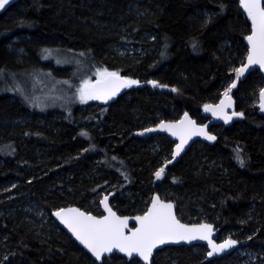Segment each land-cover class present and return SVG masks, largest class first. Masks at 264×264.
<instances>
[{"label":"trees","instance_id":"16d2710c","mask_svg":"<svg viewBox=\"0 0 264 264\" xmlns=\"http://www.w3.org/2000/svg\"><path fill=\"white\" fill-rule=\"evenodd\" d=\"M250 32L236 0H9L0 9V210L12 208L14 199L7 195L21 191L46 199L42 203L51 215L71 203L84 209L86 196L111 190L116 182L113 208L120 215L144 213L158 156L150 149L140 153L154 136L147 130L177 120L175 113L207 123L202 111L223 96L232 75L228 67L244 64ZM125 45L134 48V55L119 56L115 49ZM52 50L76 58L77 64L59 69L52 60L42 62ZM93 68L142 83L155 81L172 91L128 88L106 103H71L43 112L11 91V77H26L33 69L68 77ZM263 86L258 71L238 78L230 94L243 119L216 132L214 145L198 142L179 163H169L162 184L171 189L154 191L177 203L183 222L212 223L219 236L242 229L235 232L239 247L242 233H252L249 242L255 250L264 249V116L245 104ZM165 140L170 149L173 143ZM204 156L207 164L220 162L201 168ZM11 182L17 185L4 193ZM121 188L133 190V201L118 198ZM58 189H72L77 196L61 198ZM217 196L218 204L212 199ZM193 199L205 211L212 201L216 214L203 217L193 202L187 204ZM58 228L57 233H40L17 209L0 216V264H98ZM206 249L167 247L155 254L153 264H239L230 255L207 261ZM102 264L142 263L112 255Z\"/></svg>","mask_w":264,"mask_h":264},{"label":"snow or ice","instance_id":"6c2138e0","mask_svg":"<svg viewBox=\"0 0 264 264\" xmlns=\"http://www.w3.org/2000/svg\"><path fill=\"white\" fill-rule=\"evenodd\" d=\"M8 3L9 0H0V9H3ZM242 3L252 22V34L247 36L251 51L247 56V65L235 69L237 79L243 76L248 67L252 65H259L261 69H264V4H262V0H242ZM98 75L100 79L95 84L86 81L84 87L80 90L82 101L86 102L88 99L107 100L115 96L121 88L139 84V81L123 79L119 73L108 72L107 70L99 72ZM151 83L153 87L159 86L155 81ZM235 87L236 83H233L224 93L227 103L222 100L215 107L205 105L204 110L211 112L213 116L224 119L225 122L230 121L231 116L226 114L225 109L231 107L229 93ZM260 95L264 99V90L261 91ZM260 107L264 110V103H261ZM232 115L235 116L237 113L233 112ZM239 115L242 116L243 114ZM155 130L148 129V131ZM159 130L170 131L172 135L179 137L180 144L177 146L176 155L180 154L192 135H201L212 141L216 139L215 136L209 135L205 128L197 127L195 121L190 120L187 114L178 124L162 123ZM240 163L243 165L242 159ZM163 173L164 168L156 172L157 179H160ZM103 204L108 212V216L103 219H97L95 216L86 214L77 208L62 209L54 213L97 260H100L103 254L111 253L116 249L129 257L135 253L142 257L144 261H149L154 248L165 243H179L180 241L206 240L212 249L208 253L209 256L222 252L236 244V241L231 239L222 244L214 243L211 239L213 229L209 224L194 227L181 224L172 211L173 205L162 202L158 196L154 198L151 208L145 215L136 217L140 227L136 228L135 231L129 230L131 235L125 234V229L128 227L127 218L122 219L111 210L108 206L107 196L104 197Z\"/></svg>","mask_w":264,"mask_h":264},{"label":"rangeland","instance_id":"374dc122","mask_svg":"<svg viewBox=\"0 0 264 264\" xmlns=\"http://www.w3.org/2000/svg\"><path fill=\"white\" fill-rule=\"evenodd\" d=\"M115 50L121 57H125L128 54L134 55L133 53L134 48L130 45L120 46V47H117ZM61 54L62 52H60L59 50L47 51L43 54L41 59H42V62H45V63L47 61L52 60V63L55 64L57 67H59V69L63 67H69L71 63L73 65L77 64L76 58L74 57L71 58L66 55L62 56ZM239 68L240 66H238V64H232L228 67V71L232 75H230L227 82L224 84L222 95H224V93L228 90V88L233 83H236V87H238V79L236 76L235 69H239ZM102 71H105V70L100 71V70H97L96 68H93L92 70H87V71L84 69L80 72L76 70L73 74L69 75L68 77H65V75L63 76L62 74L54 73L52 70L33 69V70H30L31 73L27 75L26 77L25 76L20 77V75L16 77L15 76L11 77V80L13 83V87L11 91L13 92V94L24 99L27 105L32 107L34 110H37L40 112L51 110V109H61L62 110V109L68 108L71 103L84 106L86 104L94 102V99H88L86 102L82 101L80 97V90L84 87L86 81H90L91 83L94 84L98 79H100V76L98 75V73ZM108 72H114V71L108 70ZM29 76L31 77L30 82H28ZM90 76H94V79L91 78ZM135 81H138V80H135ZM151 82L153 81H149L146 83L145 82L142 83L139 81V84L132 85L129 88L148 86L150 88L159 89L165 92L172 91L165 86L159 85L157 82L156 84L159 86L153 87V84ZM29 83H30V87H29ZM230 93H232V91ZM245 105H247L248 107L257 108L258 96L254 95L253 97H251L250 104L247 103L246 101ZM174 116H177L178 117L177 120H179L182 117V114L177 115V113H175ZM223 129H224V126H219L218 128H214L213 131L219 134ZM165 139H167V137L161 136V135H154L150 140L151 144L148 146V148L144 147L143 149L142 147H140V149H142L140 153H144L147 149H150L149 151L152 154L154 153L158 154L156 163L155 165H153V168L154 167L157 168V172L161 168L166 169L167 166L169 165V161H171L173 158L174 143L172 142L173 145L169 149L168 146L166 145L168 141ZM206 161H207L206 156L201 158L200 160L201 162L200 164L202 166L201 168L208 167L210 169L211 167L210 165H212L213 163H219L220 159L218 160L213 159L211 164L205 163ZM134 162H137V161H134ZM58 176L59 175L56 174V178ZM164 179H165V176L161 177L160 179H157V177H155L153 183L149 187H152L154 191L159 188L161 192L165 193L167 190L171 189V187L169 185L168 187L165 188V185L162 184ZM11 183L13 184H9L5 186V190H3L5 191L4 193H6L8 190L10 191L12 188H14L17 185L16 182H11ZM116 186H117V183L115 182L112 185L111 190H105L101 193H98L97 195L86 196L84 194H81L82 196L88 197L87 198L88 203L86 205L87 207H85L83 210L89 213H92V214L96 213L97 216H102L103 213L101 211L100 201L102 200L104 196L108 195L109 193L111 192L115 193L114 189ZM2 189L3 188H0V191ZM54 189H56V186L53 187V190ZM58 190H59L57 191L58 196L64 199H67V197L74 199L75 196H77L72 189H69L67 192H64L62 189H58ZM154 191L151 194L150 199L152 198ZM155 193L160 194L159 192H155ZM118 195H119L118 198L120 199H124L126 201L130 199L133 201L132 195L134 194H133L132 189L121 188L119 190ZM7 198L14 199L12 203L13 207L10 208L9 210H0V216L13 213L17 209L18 212H20L26 217L27 223L29 225H32L35 228V230H38V232L40 233H42L43 231H45L46 233H48L49 231L56 232V233L60 232V229L58 228L59 225H56V222L54 221L51 213H49L44 203H42V202L46 203V199H42L41 197H39L38 199H35L31 197L30 194L22 192V191L19 192L17 196L16 194H8L6 199ZM141 199L142 198H139V201H141ZM150 199H148V203H150L149 201ZM212 199L216 200L215 203L217 204L220 203V199L218 196L212 197ZM171 200L174 201L173 199ZM192 202L194 203L195 207L193 206V208L195 209V211H197V213L199 214H202L203 217L204 216L207 217V214L210 216H214V214H216L215 206L211 205L212 201L209 202L210 205L208 206V209H206V211L202 210L203 209L202 207H199L200 204H199L198 199L196 200L193 199L192 201H188L187 204L192 205ZM74 205L75 204L71 203L69 206H74ZM148 206L149 204L147 205L144 213L147 211ZM190 224H197V220H194V222ZM240 230L242 229L239 228L234 231L226 230L223 232V234H221L218 237V241L223 242L229 239H237L235 237V234H236L235 232H240ZM218 231H219V228H218ZM252 236H253L252 233H242L241 238L243 239L242 240L243 245L240 246L236 251H234L230 255V257L237 263L239 264H264V249L262 247H256L257 249L256 250L254 249L256 245H253L249 242ZM249 243L252 246L249 245ZM192 248H195V246H193ZM192 252H196V251L193 249ZM207 253H208V250L205 253L206 256H207ZM172 262L176 263L177 260L172 261Z\"/></svg>","mask_w":264,"mask_h":264},{"label":"water","instance_id":"95a60500","mask_svg":"<svg viewBox=\"0 0 264 264\" xmlns=\"http://www.w3.org/2000/svg\"><path fill=\"white\" fill-rule=\"evenodd\" d=\"M239 5H240V8L242 10V12L247 16L248 18V21L251 25V32L249 35L252 34V22H251V19L248 17V14L246 12V10L244 9L243 7V3H242V0H236ZM262 4H264V0H262ZM248 35V36H249ZM245 44L247 46V49H248V52H247V56L248 54L250 53L251 51V46L249 45L248 41H247V37L245 38ZM247 56H246V59H245V62L244 64L241 66V67H244L247 65ZM240 67V68H241ZM255 71H258L260 72V74L262 75V77L264 78V69H261L259 67V65H252L250 67H248L247 71L244 73L243 76L239 77V79H244L246 78L249 74L255 72ZM121 78L123 79H127L125 77H122L120 76ZM128 80V79H127ZM96 83V82H95ZM94 83V84H95ZM128 87H124V88H121L120 91L115 95L117 96L120 92H122L123 90L127 89ZM264 90V86L263 88L261 89V91ZM260 91V93H261ZM259 93V97H258V105H257V108L259 110V113L261 115L264 116V110L261 109L260 105L261 103H264V99L261 98V95ZM231 96V107H228L225 109V112L228 116H231V120L228 121V122H225L224 119L222 118H218L217 116H213V114L211 112H206L204 109L202 111V114L204 117H206L209 121L207 123H204V124H199L197 123V121L191 116L190 113H185L187 114V116L189 117L190 120H193L195 121V124L197 127H203L205 128V130L207 131V133L209 135H212V136H215L216 139L214 141L212 140H208V139H205L204 136H201V135H192L190 139L187 140V143L184 145L183 147V150L180 152L179 155H176V149H177V146L180 144V139L178 136H174L172 135V133L170 131H162V130H159V126L163 123V124H178L181 120L184 119V116L185 114L182 115V117L179 119V120H176V121H162L160 123H158L157 125L153 126V127H150L149 129H156L155 131H148L147 130V134L148 136H151V135H161V136H165L167 137L171 142L174 143V146H173V158H172V161H171V164L172 165H175L177 164L181 158L193 147L194 144L200 142L202 144H206V145H214L217 140H218V137L217 135L213 132V126H231L232 124H234L235 122H238V121H241L244 117V115H239L241 114L242 112L238 111L237 108H236V101L235 99L233 98V96L231 94H229ZM115 96H113L112 98L110 99H107V100H104V99H94L95 102H99V103H106V102H109V101H112L114 98H116ZM222 100H225V96L223 95L222 98L216 102V103H210V104H207V105H212V106H217L220 104V102ZM225 103H227V101L225 100ZM235 112L237 113V115L233 116L232 113ZM243 114V113H242ZM108 197V206L111 208V210L113 212L116 213L117 216H119L120 218H127L128 220V227L127 229H125V234L126 235H131V231H135L136 228L140 227L139 225V222L136 220V217L138 216H143L145 215L148 210L151 208L152 206V202L154 200L155 197H159L160 200L164 203H170L173 205V213L176 217V219L181 223V224H184L188 227H194V226H199L201 224H209L212 226V235H211V239L214 243L216 244H222L224 243L225 241L223 242H219L218 241V236H219V231H218V228L211 224V223H207V222H204V223H197V224H187L183 221H181L178 216H177V204L175 202H172V201H164L162 199V197L158 194V193H154L152 198H151V201L149 203V206H148V209L147 211L144 213V214H141V215H120L111 205V201L113 199V196L114 194L113 193H109L108 195H106ZM105 197V196H104ZM104 197L102 198V200L100 201V207H101V211H102V216H97L95 214H92V213H89L77 206H69V207H64V208H60L58 210H54L52 212V217L54 219V221L75 241V243L81 248L83 249L94 261H96L98 264H102L104 259L106 258H109L111 257L112 255H117V256H121V257H124L125 259L127 260H132V259H138L142 264H153V261H154V256L155 254L162 250V249H165L167 247H193V246H205L208 250V253L212 251L211 249V246L208 244V242L206 240H193L191 242H187V241H180L179 243H165V244H162V245H159L158 247L154 248L153 251H152V255L150 257V260L149 261H144L142 257L138 256L137 254H133L131 257H129L128 255H126L125 253L123 252H119L118 250L114 249L111 253H105L103 254L102 258L100 260H97L96 257L83 245L80 243L79 240H77L75 238V236L72 234V232L63 224L61 223V221L54 215L55 212L57 211H60L62 209H68V208H77L79 209L80 211L86 213V214H89V215H92V216H95L97 219H103L104 217L108 216V212L105 210V207H104V204H103V200H104ZM131 230V231H129ZM233 241H236V244L231 247V248H226L225 250H223L222 252H218V253H214L213 255L209 256L208 253H207V257H206V260L207 261H212V260H215V259H220L222 257H225V256H228L230 254H232L234 251H236L238 248H239V242L236 240V239H231ZM227 241V240H226Z\"/></svg>","mask_w":264,"mask_h":264},{"label":"flooded vegetation","instance_id":"af4514ba","mask_svg":"<svg viewBox=\"0 0 264 264\" xmlns=\"http://www.w3.org/2000/svg\"><path fill=\"white\" fill-rule=\"evenodd\" d=\"M259 73H260V72H259ZM122 77H123V76H122ZM125 78H126V77H125ZM263 79H264V78H263ZM128 88H129V87H128ZM128 88H127V89H128ZM127 89L123 90L122 92H120V93H119L117 96H115V97H116V98L119 97V96H120L124 91H126ZM259 93H260V92H259ZM258 97H259V94H258ZM114 99H115V98H114ZM114 99H113V100H114ZM235 101H236V100H235ZM236 108H237L238 111L242 112V111L239 110V108L237 107V104H236ZM242 113H243V112H242ZM243 114H244V113H243Z\"/></svg>","mask_w":264,"mask_h":264},{"label":"bare ground","instance_id":"6f19581e","mask_svg":"<svg viewBox=\"0 0 264 264\" xmlns=\"http://www.w3.org/2000/svg\"><path fill=\"white\" fill-rule=\"evenodd\" d=\"M195 119V118H194ZM196 120V119H195ZM197 121V120H196ZM198 123V122H197ZM224 126V125H223ZM213 128V127H212ZM214 132V131H213ZM216 135H217V133L216 132H214ZM217 137H218V135H217ZM194 146V145H193ZM172 161V160H171ZM181 161V160H180ZM179 161V162H180ZM178 162V163H179ZM172 165V164H171ZM164 201H170V200H165V199H163ZM172 202H174V201H172ZM176 203V202H175ZM177 204V203H176ZM111 205H112V203H111ZM69 207V206H68ZM113 207V206H112ZM64 208V207H63ZM176 210H177V208H176ZM181 220V219H180ZM182 221V220H181ZM204 223V222H203ZM214 225V224H213ZM219 237V236H218ZM231 255V254H230Z\"/></svg>","mask_w":264,"mask_h":264}]
</instances>
